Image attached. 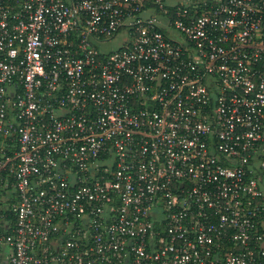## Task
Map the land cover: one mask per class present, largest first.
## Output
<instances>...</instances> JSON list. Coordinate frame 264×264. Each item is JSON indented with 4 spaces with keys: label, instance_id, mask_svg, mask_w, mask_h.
I'll return each mask as SVG.
<instances>
[{
    "label": "built area",
    "instance_id": "obj_1",
    "mask_svg": "<svg viewBox=\"0 0 264 264\" xmlns=\"http://www.w3.org/2000/svg\"><path fill=\"white\" fill-rule=\"evenodd\" d=\"M0 264H264V0H0Z\"/></svg>",
    "mask_w": 264,
    "mask_h": 264
},
{
    "label": "rangeland",
    "instance_id": "obj_2",
    "mask_svg": "<svg viewBox=\"0 0 264 264\" xmlns=\"http://www.w3.org/2000/svg\"><path fill=\"white\" fill-rule=\"evenodd\" d=\"M122 41V36L118 35V37H116L112 42L106 43L104 45H102L103 49H110L111 47H118V45L120 44V42Z\"/></svg>",
    "mask_w": 264,
    "mask_h": 264
}]
</instances>
